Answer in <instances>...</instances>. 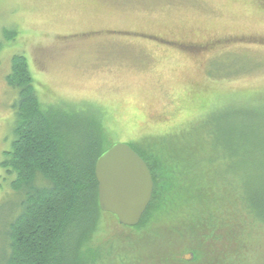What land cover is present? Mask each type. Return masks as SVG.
<instances>
[{"label":"rangeland","instance_id":"obj_1","mask_svg":"<svg viewBox=\"0 0 264 264\" xmlns=\"http://www.w3.org/2000/svg\"><path fill=\"white\" fill-rule=\"evenodd\" d=\"M230 36H250V41L223 40ZM192 44L203 52L185 49ZM14 55L26 58L40 102L71 118L73 143H89L99 125L106 137L99 147L178 131L174 138L198 116L193 100L205 94L224 101L211 122L215 132L246 137L248 152L250 138L264 145L259 137L264 136V0H0V160L12 141L16 93L5 76ZM215 166L214 181L228 196L239 185L238 177L223 171L219 161ZM2 184L0 259L18 199ZM174 193L171 189V198ZM243 193L250 197L247 187ZM158 218L152 243L147 228H126L104 213L103 228L90 247L107 260L109 245L136 247L141 240L154 250L148 264H250V244L254 253L264 251L254 233L250 239L249 223L214 238L205 229L181 228L179 219ZM236 246L240 249L231 253ZM188 254L192 257L185 260Z\"/></svg>","mask_w":264,"mask_h":264},{"label":"trees","instance_id":"obj_2","mask_svg":"<svg viewBox=\"0 0 264 264\" xmlns=\"http://www.w3.org/2000/svg\"><path fill=\"white\" fill-rule=\"evenodd\" d=\"M5 37L10 36L6 33ZM5 81L16 95L11 105L12 141L2 153L0 181L3 191L18 199L7 225L6 246L0 264L152 262L149 252L154 250L150 244L143 246L141 240L135 242L136 247L133 243L121 246L126 248L109 245L105 250L109 256L107 260L100 250L90 247L92 237L103 228L101 216L106 213L98 206L94 174L96 159L111 146L99 147V142L106 138L103 127H94L99 130L98 135L91 136L84 146L69 140L71 118L40 102L27 60L22 55L11 58ZM204 96L193 100L198 104V116L188 120L185 125L189 126L180 130L176 137L171 136L178 131H170L156 134L158 136H143L139 142L128 144L148 166L153 191L140 222L124 227L137 231L147 228L146 234L151 236L153 243L157 241L154 226L160 221L159 216L168 222L179 219L180 227L189 226L192 232L205 229L214 238L217 232L230 230L232 235L233 225L249 223L250 239L254 233L258 240L256 246L264 247L259 243L264 238V145L250 138L248 152L246 137L238 139L235 135L215 132L211 122L216 112L223 109L224 101ZM201 126H205L204 131ZM193 130L190 135H182ZM217 161L229 176V172H235L238 177L239 185L228 196L221 195L220 186L214 181L218 176ZM246 187L249 198H243ZM171 189L176 190L173 198ZM236 206L242 213L235 214ZM235 242L237 245L236 239ZM239 249L236 246L231 253L236 254ZM251 249L250 244V264H264V256L257 257L264 251L254 253ZM258 259L263 262L258 263Z\"/></svg>","mask_w":264,"mask_h":264},{"label":"water","instance_id":"obj_3","mask_svg":"<svg viewBox=\"0 0 264 264\" xmlns=\"http://www.w3.org/2000/svg\"><path fill=\"white\" fill-rule=\"evenodd\" d=\"M98 206L122 226H136L151 200L153 180L145 161L125 143H114L96 159ZM192 254L185 255L190 260Z\"/></svg>","mask_w":264,"mask_h":264},{"label":"flooded vegetation","instance_id":"obj_4","mask_svg":"<svg viewBox=\"0 0 264 264\" xmlns=\"http://www.w3.org/2000/svg\"><path fill=\"white\" fill-rule=\"evenodd\" d=\"M243 36H237L236 38H233V36H230V38L228 39V40H226L228 37H226V38H224L223 40L224 41H228L229 43H234V42H249L250 41V36H248V38H245V39H243L242 38ZM150 38H152V37H150ZM236 39V40H235ZM193 45V46H192ZM192 45H190V46H188L187 48L185 47V49H187L188 51H190L191 53H202L203 51H200V50H198V48H199V45H194V44H192ZM148 167V166H147ZM151 173V172H150ZM151 177H152V175H151Z\"/></svg>","mask_w":264,"mask_h":264}]
</instances>
